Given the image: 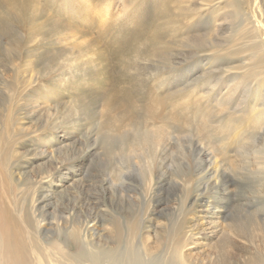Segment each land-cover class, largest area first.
Here are the masks:
<instances>
[{"label":"rangeland","instance_id":"1","mask_svg":"<svg viewBox=\"0 0 264 264\" xmlns=\"http://www.w3.org/2000/svg\"><path fill=\"white\" fill-rule=\"evenodd\" d=\"M257 20L264 33V0H0V138L17 151L0 170L31 218L39 200L46 229L32 232L77 252L119 242L116 255L142 264L264 257V112L251 105L264 109V84L245 75L264 34L257 50L239 42ZM157 96L182 123L171 120L157 146L135 144L145 138L135 123Z\"/></svg>","mask_w":264,"mask_h":264},{"label":"bare ground","instance_id":"2","mask_svg":"<svg viewBox=\"0 0 264 264\" xmlns=\"http://www.w3.org/2000/svg\"><path fill=\"white\" fill-rule=\"evenodd\" d=\"M27 1V0H26ZM30 1V0H29ZM33 1V0H32ZM48 1V0H47ZM25 2V1H24ZM35 2V1H34ZM34 2L32 3L34 5V7L36 6L34 4ZM182 2V1H180ZM254 2H257V0H254ZM23 3V2H21ZM27 4V2H25ZM23 3V4H25ZM43 4V3H42ZM257 4V3H256ZM20 5V4H19ZM18 5V6H19ZM258 5V4H257ZM52 6V5H50ZM189 6V5H188ZM22 7V6H20ZM33 7V8H34ZM44 7V6H43ZM165 7V6H164ZM213 7V6H212ZM25 8V7H24ZM32 8V10H34ZM39 8V7H38ZM160 8V7H159ZM182 8V7H181ZM188 8V7H187ZM254 8L256 9H253L255 14H256V17H258L259 15V10H260V6L257 8L255 7L254 5ZM20 9V8H19ZM45 9V7H44ZM180 9V8H179ZM186 9V7H185ZM188 9H191V8H188ZM196 9V8H195ZM17 10V9H16ZM30 10V9H29ZM209 10V9H208ZM25 11V10H24ZM184 11V10H183ZM197 11V10H196ZM261 11V10H260ZM28 12V11H27ZM35 12V11H34ZM43 12V11H42ZM190 12V11H189ZM18 13V12H17ZM50 13V12H49ZM180 13V12H178ZM185 13V11H184ZM198 13V12H197ZM209 13V12H208ZM207 13V14H208ZM46 14V13H45ZM102 14V13H101ZM183 14V12H182ZM210 14V13H209ZM20 15V14H19ZM18 15V16H19ZM30 15H33L30 14ZM36 15V14H35ZM47 15V14H46ZM34 16V15H33ZM52 16V15H51ZM187 16V15H186ZM193 16V15H192ZM189 17V15H188ZM185 18V17H184ZM211 18V17H210ZM33 19V18H31ZM35 19V18H34ZM188 19V18H187ZM200 19V18H199ZM35 21V20H34ZM177 21V20H176ZM196 21V20H195ZM203 21V20H202ZM258 21V24L256 25V28L252 31H249V34L246 33V32H242L240 35H239V42L240 43H243V45L245 46V44H252L251 47H253L252 49L253 50H257V46H255L254 44L257 43V40L260 38V35L264 34L263 33V27H262V21ZM174 22V21H173ZM190 22V21H189ZM194 23V22H193ZM186 24V23H185ZM176 25V24H175ZM201 25V24H200ZM172 26V25H171ZM170 26V28H171ZM188 26V25H187ZM63 27V26H62ZM175 28V27H174ZM185 28V26H184ZM198 29V28H197ZM69 30V29H68ZM181 30V29H180ZM178 33V32H177ZM66 34V33H65ZM70 35V34H69ZM172 35V34H171ZM191 35V34H190ZM168 37V36H167ZM175 37V36H174ZM178 37V34L177 36ZM65 38V37H64ZM216 38V37H214ZM190 39V38H189ZM193 41L194 39L191 38ZM212 39V38H211ZM65 40V39H64ZM218 40V39H217ZM207 41V39H206ZM195 42V41H194ZM212 42V41H211ZM66 43V42H65ZM218 43V42H217ZM199 44V43H198ZM220 44V43H218ZM96 46V45H95ZM212 46V45H211ZM207 47V46H206ZM220 47V46H218ZM226 47V46H225ZM97 48V47H96ZM223 48V47H221ZM219 49V48H218ZM244 49V48H243ZM61 51V50H60ZM220 51V50H219ZM217 50V52H219ZM234 51V50H233ZM241 51V50H240ZM248 51V50H247ZM261 51L263 52V54L261 56L259 55H254L252 60L255 59V63H254V70H246L245 72V75L246 74H249L250 76H253L252 79L254 80H257L260 84H264V46L262 47ZM250 52V51H249ZM240 52L237 51V52H234V55L236 54H239ZM216 54V53H215ZM226 54V53H225ZM230 54V53H229ZM233 55V54H232ZM210 56V55H209ZM223 56V55H222ZM28 59V58H27ZM30 59V58H29ZM29 62V61H28ZM179 63V62H178ZM29 65V64H28ZM176 65V64H175ZM27 67V66H26ZM38 67V66H37ZM259 70V71H258ZM85 72V71H84ZM39 75V74H38ZM65 76V75H63ZM241 83V82H240ZM30 86V85H29ZM41 89V88H40ZM42 90V89H41ZM30 91V90H29ZM37 92V91H36ZM68 92V89L65 90V92H59V95H63L65 93ZM49 93V92H48ZM29 95V94H28ZM31 97V96H30ZM40 97V96H39ZM159 98L158 96L155 97V100H151L149 104H147L145 107H143V112L141 114H143L144 117H141L142 120L140 122H137V124L135 123V126H134V129L136 128V131H140V130H143V135L145 136V138H138V140H136V143L135 144H139V142L142 144L143 142H141L142 140H144L146 143L145 146L147 145V143L149 145H152L151 147L153 146H157L159 143H162L163 139H164V136H165V126L167 125H170L171 123V120H178V118H176L177 116L175 115V117H169L167 114L165 115L164 112L160 111L161 108H162V103L160 101H157ZM200 99V98H199ZM227 101V100H226ZM197 102V101H195ZM194 102V103H195ZM199 102V101H198ZM197 102V103H198ZM220 102V101H219ZM218 102V103H219ZM229 102V101H228ZM195 103V104H197ZM202 103V100L201 102ZM230 103V102H229ZM204 104V103H202ZM207 104V103H206ZM220 104V107H227L223 102L219 103ZM201 105V104H199ZM210 105V104H209ZM251 105L254 106V111L253 112H260V113H263L264 112V109L262 110L260 108L259 105H256V103H252ZM261 106H264L261 105ZM200 107V106H199ZM204 107V106H202ZM209 106L206 107V109L208 108ZM29 108V107H28ZM30 109V108H29ZM136 109V108H135ZM201 110V109H200ZM197 111V110H196ZM203 111V110H202ZM201 112V114H204V112ZM208 111H210L208 109ZM200 112L197 111V113L200 114ZM33 113V112H32ZM214 113V112H213ZM216 113V112H215ZM195 114V113H194ZM205 114L207 115V111L205 112ZM204 114V115H205ZM171 115V114H170ZM242 115V114H241ZM136 116V115H135ZM199 116V115H198ZM245 116L246 114H243V125L245 123ZM6 117V116H5ZM241 117V116H240ZM78 118V117H77ZM174 118V119H173ZM225 118V117H224ZM229 117H227L225 120L223 119L224 123L222 124L221 122V125H220V131H222L223 129L224 132L227 134V132L229 133V129H227V126H224L225 123H227L229 120H227ZM241 118V119H242ZM253 118V117H252ZM56 119V118H55ZM235 119V118H234ZM261 119V118H259ZM258 118L256 119V121L254 120L253 118V122L254 123H258L260 120ZM185 120V119H183ZM202 120V119H201ZM239 120V119H238ZM56 121V120H55ZM222 121V120H221ZM264 121V120H263ZM130 122L134 123V119L132 118V120L130 119ZM177 123L179 122L176 121ZM175 122V123H176ZM182 123V120L180 121ZM194 122V121H193ZM206 122V121H204ZM59 123V122H57ZM117 125L120 126V128L118 129L119 131L122 130V128L124 129V126L123 125V122L121 120H117L115 122ZM131 123L129 124L130 127H133L131 125ZM181 123H178L179 125H181ZM64 124V123H63ZM62 124V125H63ZM184 124V122H183ZM234 124V123H233ZM237 124V128H235L234 130H238V127L240 129V127H242V125L240 123H235ZM69 125V124H68ZM128 125V126H129ZM176 125V124H175ZM186 125V124H185ZM70 126V125H69ZM75 126V125H74ZM126 126V127H128ZM190 126V125H189ZM202 126L204 127V129H208L210 131L211 128H209L208 126H206V123H203ZM232 126V125H231ZM236 126V125H235ZM234 126V127H235ZM264 127V124L263 126L259 129H263ZM12 128V127H11ZM74 128V127H73ZM173 128V127H172ZM179 128V126H178ZM180 129V128H179ZM203 128H198V131L200 130H204ZM242 129V128H241ZM240 129V130H241ZM173 130V129H172ZM215 130V129H214ZM133 131V130H132ZM134 131V133L136 132ZM176 131V130H175ZM242 131V130H241ZM127 132V131H126ZM211 132V131H210ZM222 131V133H224ZM231 132V131H230ZM131 133V132H130ZM133 133V134H134ZM137 133V132H136ZM236 133V131L234 132ZM132 134V135H133ZM138 134H141V133H138ZM217 134V133H216ZM29 134H27L28 136ZM231 135V134H230ZM124 136V135H123ZM134 136H137V135H134ZM134 136L132 138V141H134ZM225 136V135H224ZM128 137V136H127ZM130 138L132 136H129ZM138 137V136H137ZM136 138V137H135ZM10 139V137H9ZM124 139V138H123ZM122 139V141H123ZM129 139V138H128ZM233 139V138H232ZM3 139L0 138V162L2 160L5 159L4 155L6 154H9V155H13V153L16 154L17 151L13 150V148L9 149L8 147H6V145L4 146L5 143H3L2 141ZM15 140V138L13 139ZM120 140V139H119ZM9 141V140H8ZM11 141V140H10ZM139 141V142H138ZM5 142V141H4ZM129 142V141H128ZM7 143V142H6ZM130 143V142H129ZM232 143V142H231ZM8 144V143H7ZM82 144V143H81ZM131 144V143H130ZM134 143L129 145L131 146L132 148H136L138 149ZM143 144V145H144ZM122 145V144H121ZM124 145V144H123ZM126 145V144H125ZM124 145L123 148H125L126 146ZM67 146V145H66ZM141 146V145H140ZM255 148H257V146L255 145L254 146ZM263 147H264V144H263ZM128 148V146H127ZM126 148V149H127ZM144 148V147H142ZM147 148V147H146ZM155 148V147H154ZM145 149V148H144ZM153 149V148H152ZM18 150V149H17ZM60 150V149H59ZM95 150V149H94ZM135 150V149H133ZM142 150V149H141ZM147 150V149H146ZM57 151V150H56ZM257 153V152H256ZM211 154V153H209ZM213 154V153H212ZM11 155V156H12ZM214 157V155H213ZM228 158V157H227ZM262 159V158H259V160ZM233 161V160H232ZM230 163H232L231 161H229ZM223 163V162H222ZM264 166V159H262V162L260 163ZM215 166H218V164ZM218 168V167H217ZM223 169V168H222ZM217 170H220V169H217ZM7 171V169H6ZM3 172V171H2ZM217 173V172H216ZM6 174V173H5ZM10 175V174H9ZM215 178L217 177L216 175H214ZM10 177V176H9ZM9 177L7 178V176H5L3 173H1V170H0V264H142L135 256L133 257H129V255L125 258L127 259H124L122 258L121 256L119 255H116V251L118 250V245H119V242L118 243H114L116 242L114 239L113 241V246H115L114 249H112L111 251H108V252H103L102 249H100L99 247L98 248H94L93 245H91V243H88L87 245V249L86 247H83L82 249L80 247H82L81 245H75L76 248H79V251L77 252L76 250L74 251H69L68 249H70V246H68L67 244H65L64 242H62V245L55 241L54 238H50L48 237V234L50 233H33L32 230L34 231H42V228L43 229H46L44 228V225L46 222L45 219H42V215L40 214L39 210H40V205L37 204V202L39 201H36L34 204V214L32 215V218L30 217V215L28 214H25V210L24 208L22 207V204L20 202H23L22 201V198L19 199V197L21 195H15V190H14V187L12 184H14V182L10 185V184H6L5 182H9ZM14 177V176H13ZM12 178V177H10ZM39 178V177H38ZM214 178V179H215ZM217 179V178H216ZM12 181V179H10ZM5 184L7 186H5ZM35 194V193H34ZM23 195V194H22ZM21 200V201H20ZM35 201V200H34ZM38 205V206H37ZM42 205V204H41ZM44 208V207H43ZM73 214V213H72ZM65 218V217H64ZM99 218V217H98ZM65 219H63L64 221ZM104 220V219H103ZM97 221V219L95 220ZM112 221V220H111ZM60 222V221H59ZM113 222V221H112ZM62 223V222H61ZM124 223V222H123ZM56 224V223H55ZM114 224V223H113ZM111 225V229H110V232L111 233H115L116 234V237L118 235V237L116 238V240H120L119 237L120 235L118 234L119 233V229L117 227V225ZM127 224L126 225V231H129L131 236H135L137 234H135V232L138 230L137 229V225L134 226V222L132 224V222L130 224L125 223ZM61 225V224H59ZM35 226V229L33 228ZM48 228L52 227L53 226V223L49 222L47 223L46 225ZM77 226V225H76ZM81 226V225H80ZM122 226V225H121ZM61 227V226H60ZM123 227V226H122ZM47 228V229H48ZM57 228V227H56ZM69 228V227H68ZM80 227L77 228V231L79 230ZM89 228V227H88ZM73 229V228H72ZM76 229V228H75ZM74 229V230H75ZM62 231V230H61ZM72 231V230H71ZM124 231V230H123ZM142 231V230H141ZM76 231H73V233H70L69 232V238L74 239L79 233H75ZM82 232V231H81ZM88 232V231H87ZM104 232H109V230L106 228V230ZM90 233H96L95 230H90ZM89 233V234H90ZM99 233V231H98ZM250 233V232H249ZM83 234V233H82ZM96 235V234H95ZM100 235V234H99ZM101 235H104V233ZM179 235V234H178ZM113 236V235H112ZM123 236V235H122ZM130 236V237H131ZM177 236V235H175ZM257 236V235H256ZM67 237V238H68ZM78 237V236H77ZM84 237V235H82V238ZM87 237V236H86ZM94 237V236H92ZM90 237L92 240H94V238ZM103 237V236H102ZM106 237V236H104ZM103 237V238H104ZM110 237V236H109ZM88 238V237H87ZM85 238V239H87ZM100 238V237H99ZM125 238V235L123 236V239ZM128 238V237H126ZM148 238V237H147ZM179 238V236L177 237V239ZM186 238V237H185ZM54 239V240H53ZM84 239V238H83ZM98 239V238H97ZM122 239V238H121ZM146 239V238H145ZM149 239V238H148ZM176 239V237L174 238ZM58 240H60V236H58ZM130 240V239H129ZM102 240H100L99 242L101 243ZM108 241V240H107ZM123 241V240H122ZM127 242V240H125ZM145 241V240H144ZM175 241V240H174ZM178 241V240H177ZM176 241V242H177ZM181 241V240H180ZM187 241V240H186ZM184 241L185 243H188ZM189 241V240H188ZM84 242V240H83ZM82 242V243H83ZM88 242V241H87ZM98 242V241H97ZM98 242V243H99ZM103 242V241H102ZM125 242V244H126ZM130 242V241H129ZM148 242V240H147ZM146 242V244H147ZM179 242V241H178ZM190 242V241H189ZM252 242V241H251ZM86 243V241H85ZM104 243V242H103ZM111 243H112V240H111ZM106 245H108V243H105ZM120 244H122L120 242ZM133 244V242H132ZM175 244V243H174ZM191 244V243H190ZM84 245V244H83ZM86 245V244H85ZM101 245V244H100ZM171 245V244H170ZM180 245L181 242H180ZM186 245V244H184ZM184 245H182L183 247H181L180 249L184 248ZM188 245V244H187ZM186 245V246H187ZM103 246V245H102ZM177 246V243L176 245ZM174 245L172 246L175 247ZM179 246V245H178ZM111 247V246H110ZM103 248V247H102ZM106 248V247H105ZM117 248V249H116ZM124 248V247H123ZM127 248V247H126ZM146 248V247H145ZM187 248V247H186ZM144 249V248H142ZM171 249V248H170ZM177 249V248H176ZM179 249V251H180ZM150 250V249H148ZM174 250V249H173ZM184 249H182L183 251ZM121 251V250H119ZM129 251V250H128ZM176 251V250H175ZM181 251V252H182ZM130 252V251H129ZM128 252V253H129ZM171 252V251H170ZM174 252V251H173ZM177 252V251H176ZM130 253H133V252H130ZM186 253V251H185ZM182 254V253H181ZM127 255V254H126ZM186 255V254H185ZM172 256V255H171ZM177 259L179 257V254L177 255ZM183 256H180V260H182ZM186 256H184L185 258ZM185 261V259H183ZM188 260V259H186ZM175 261V259H174ZM192 261V260H191ZM146 262V261H145ZM179 262V261H178ZM189 262V260H188ZM187 262V263H188ZM150 263V262H149ZM148 263V264H149ZM166 263V262H165ZM184 262L182 261V264ZM193 263V262H191ZM190 264V263H188ZM246 264H264V257H256V260H253L251 258V260L248 262L246 261Z\"/></svg>","mask_w":264,"mask_h":264}]
</instances>
